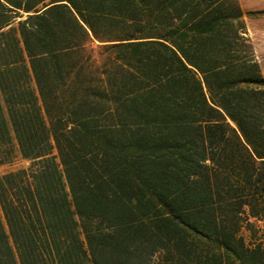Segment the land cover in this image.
<instances>
[{
    "label": "trees",
    "instance_id": "1",
    "mask_svg": "<svg viewBox=\"0 0 264 264\" xmlns=\"http://www.w3.org/2000/svg\"><path fill=\"white\" fill-rule=\"evenodd\" d=\"M261 12L0 0V264H264Z\"/></svg>",
    "mask_w": 264,
    "mask_h": 264
},
{
    "label": "rangeland",
    "instance_id": "2",
    "mask_svg": "<svg viewBox=\"0 0 264 264\" xmlns=\"http://www.w3.org/2000/svg\"><path fill=\"white\" fill-rule=\"evenodd\" d=\"M243 11L261 12L264 11V0H237ZM247 35L253 45L254 53L259 63L261 73L264 76V12L257 13L253 18H245ZM1 166L0 174L17 167Z\"/></svg>",
    "mask_w": 264,
    "mask_h": 264
}]
</instances>
